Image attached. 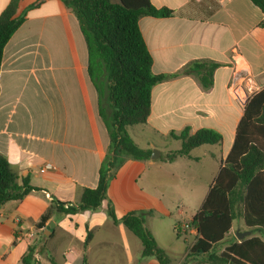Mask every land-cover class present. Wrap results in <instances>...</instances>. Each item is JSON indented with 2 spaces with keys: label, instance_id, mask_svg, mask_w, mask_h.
Instances as JSON below:
<instances>
[{
  "label": "crops",
  "instance_id": "0c3cea01",
  "mask_svg": "<svg viewBox=\"0 0 264 264\" xmlns=\"http://www.w3.org/2000/svg\"><path fill=\"white\" fill-rule=\"evenodd\" d=\"M11 1L0 0V14ZM37 1L40 5L27 12L3 49L0 154L18 181L27 178L40 191L0 206V264H21L35 235L44 234L51 222L46 253L57 264H82L83 257L87 264H159L154 257L141 259L140 241L122 223L109 219L108 205L118 220L129 213L141 215L145 229L172 264L168 255L173 256V248L179 247L170 239H158L156 220L170 212L155 198L154 188L165 169L162 165L189 170L190 163L202 159L190 152L188 157L167 162L165 154L174 151H163L154 139L178 143L172 134L186 128L191 134L205 128L221 135L220 144L200 146L210 161L207 193L231 149L250 98L245 85L253 94L264 87L261 11L249 0H150L157 9L173 11L167 18L139 19L152 58L151 70L168 77L153 87L150 115L142 125L147 130L142 134L146 140L143 148L158 150L159 155L141 161L125 159L109 179L107 199L96 211L60 216L53 202L76 205L83 188L96 187L109 140L87 75L86 46L74 15L62 0H17L16 16ZM197 61L219 65L207 90L193 75L183 73ZM159 160L162 165L157 164ZM44 215L48 219L40 225ZM145 220L150 221V228ZM187 224L178 226L193 237L196 232ZM237 227L234 235L249 230L243 224ZM28 232L33 233L31 241L25 238ZM88 232L91 238L85 246ZM195 239L185 248L183 260ZM43 256L46 254L38 257V264H50Z\"/></svg>",
  "mask_w": 264,
  "mask_h": 264
},
{
  "label": "trees",
  "instance_id": "16d2710c",
  "mask_svg": "<svg viewBox=\"0 0 264 264\" xmlns=\"http://www.w3.org/2000/svg\"><path fill=\"white\" fill-rule=\"evenodd\" d=\"M75 17L87 51V75L98 98L99 117L108 135V149L98 171L94 188H83L76 205L53 202L60 216L84 211H96L107 199V184L118 167L130 158L149 160L150 149L139 148L128 135L127 128L147 122L151 110V92L155 85L168 77L152 72V58L139 28L143 16L171 17L173 11L155 8L150 0H62ZM262 13L260 28H264V0H249ZM41 1L28 6L16 16L17 0H12L0 14V66L3 49L11 36L25 21L27 12ZM216 63L197 61L183 73L193 75L204 90L213 84ZM172 136L181 142L178 151L168 152L164 160L172 162L203 145L222 142L219 133L188 128ZM27 178L18 181L16 172L0 154V206L20 201L31 192ZM107 216L113 223H122L141 243V259L154 257L159 264H168V257L153 236L145 229L141 215L129 213L118 220L111 205ZM46 215L39 222L47 221ZM233 221L242 222L251 235L233 240L216 251L229 234ZM187 227L194 229L196 239L188 248L184 262L196 258L193 264H264V87L246 102L235 130L234 141L204 200ZM176 237L182 235L175 224ZM16 237V235H15ZM46 237L42 232L28 245L20 258L21 264H38V257L46 254L50 264H57L46 253ZM88 232L84 245L90 241ZM200 258V260L198 259ZM82 264H87L83 257Z\"/></svg>",
  "mask_w": 264,
  "mask_h": 264
},
{
  "label": "rangeland",
  "instance_id": "374dc122",
  "mask_svg": "<svg viewBox=\"0 0 264 264\" xmlns=\"http://www.w3.org/2000/svg\"><path fill=\"white\" fill-rule=\"evenodd\" d=\"M128 135L133 139L135 144L144 149L146 140L142 134L146 133L147 130L144 129L142 125H136L127 128ZM140 135V136H139ZM154 141L161 147L163 151H175L180 149V141L175 143V141L169 140L168 142H163L161 139L155 138ZM153 156H156L158 150H151ZM204 147H198L191 151V156L195 158L202 159L200 162L190 163L191 167L188 170L184 167H179L178 170L172 169L169 165H162L163 160L157 161L158 165H162L164 171L158 178V185L154 188V196L158 200H161L165 205L169 207V214L162 216L156 222L159 225V234H157L158 239L162 240L164 238L170 239L172 245H177L179 248H173V256L168 255L172 264H182L183 253L185 248H187L193 241V237L196 235L182 233L181 237L176 238L173 231V225H185L191 219L196 211L200 208L207 191V184L211 181V177L208 171V164L210 161L206 156H204ZM182 162V161H178ZM146 225L150 228V221L145 220ZM233 228L230 230L229 234L225 240L217 246L216 251L222 250L227 244L233 240H237L236 235H234L235 228L237 226L242 227L240 221H234L232 223ZM240 227H237L240 229ZM189 229V228H188ZM187 230V228H186ZM246 231V230H245ZM157 232V233H158ZM156 233V232H155ZM172 256V257H171ZM42 259L46 262L48 261L46 256ZM196 258L191 257L188 264H193ZM200 260V258H198Z\"/></svg>",
  "mask_w": 264,
  "mask_h": 264
},
{
  "label": "water",
  "instance_id": "95a60500",
  "mask_svg": "<svg viewBox=\"0 0 264 264\" xmlns=\"http://www.w3.org/2000/svg\"><path fill=\"white\" fill-rule=\"evenodd\" d=\"M159 154L157 153V155L156 156H158ZM156 156H153L152 155V153H151V156H150V158L151 159H154ZM53 222H51L50 224H49V226H48V228H47V230H46V232H44V235L45 236H47L48 235V231L50 230V228L51 227H53ZM251 235V231L250 230H246V231H244V232H237L236 233V238H237V240H242V239H244V238H246V237H248V236H250Z\"/></svg>",
  "mask_w": 264,
  "mask_h": 264
},
{
  "label": "built area",
  "instance_id": "2783aa9c",
  "mask_svg": "<svg viewBox=\"0 0 264 264\" xmlns=\"http://www.w3.org/2000/svg\"><path fill=\"white\" fill-rule=\"evenodd\" d=\"M191 1L199 2L200 0H191ZM246 82H249V80L247 79ZM245 90H246V94H248V96L251 97L253 95L254 90L250 86L245 85ZM244 104H245V102H244ZM49 168H50L49 166H46V169H49ZM25 238L28 241H31L33 239V233L32 232L26 233Z\"/></svg>",
  "mask_w": 264,
  "mask_h": 264
}]
</instances>
